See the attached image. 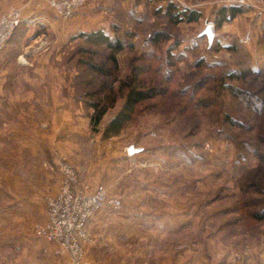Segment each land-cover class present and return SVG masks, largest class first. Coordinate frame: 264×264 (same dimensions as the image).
<instances>
[{
	"label": "rangeland",
	"instance_id": "1",
	"mask_svg": "<svg viewBox=\"0 0 264 264\" xmlns=\"http://www.w3.org/2000/svg\"><path fill=\"white\" fill-rule=\"evenodd\" d=\"M22 1L7 0L6 10ZM169 1L202 17L172 23L165 1L149 0H86L69 19L47 0L17 6L21 23L0 53V243L10 244L9 258L30 257L42 242L34 225L61 185L62 157L79 184H102L122 200L90 219L83 264L94 246L95 264H154L153 250L173 262L185 251L195 264H264V219L254 216L264 209V27L254 14L262 11L250 0L217 26L216 0ZM208 23L210 44L201 35ZM99 29L125 48L81 37ZM158 32L168 39L153 42ZM133 75L169 92L105 139ZM112 97L93 130L89 102ZM95 217L105 223L97 234L118 241H95Z\"/></svg>",
	"mask_w": 264,
	"mask_h": 264
},
{
	"label": "built area",
	"instance_id": "2",
	"mask_svg": "<svg viewBox=\"0 0 264 264\" xmlns=\"http://www.w3.org/2000/svg\"><path fill=\"white\" fill-rule=\"evenodd\" d=\"M86 0H47V5L62 19H69L84 6ZM253 5L250 0H216V3ZM264 11V0H254ZM21 8L10 5L0 12V53L11 35L20 25ZM62 173L61 185L55 193L46 196L45 218L34 225L35 236L56 245L55 252L66 257L64 264H83L87 245L92 243L88 223L104 210L118 211L122 205L120 197L112 196L106 187H92L77 182L74 167L65 158H59Z\"/></svg>",
	"mask_w": 264,
	"mask_h": 264
},
{
	"label": "trees",
	"instance_id": "3",
	"mask_svg": "<svg viewBox=\"0 0 264 264\" xmlns=\"http://www.w3.org/2000/svg\"><path fill=\"white\" fill-rule=\"evenodd\" d=\"M151 2H166V6L162 10V13L165 17L168 18L170 22H196L202 16L201 12L192 9V8H184L180 7L174 2H170L169 0H149ZM246 9L245 6L240 4H224L217 9V26H220L225 21H232L235 17H237L240 13L244 12ZM81 37L88 42L93 44H103L107 48H109L113 52L123 50L124 43L119 38L111 39L107 33H104L101 29L98 31L92 32H84L81 33ZM168 39V35L164 32H158L153 35L151 40L153 42H159L160 40ZM241 76L245 75V72L239 71ZM258 74H262L258 72ZM229 78L233 79L235 76L233 74H229ZM146 82L138 79L136 76L130 77L129 81H123L122 89H125V95L123 97L122 103L120 105L119 110L107 121L106 125L102 129L101 137L107 139L116 137L128 123L131 122L134 115L137 112V108L142 103L155 99L160 96L166 95L169 91L167 88L158 87L154 84L145 85ZM171 83V81L169 82ZM229 92L234 96L238 95L236 92V88H232V86H228ZM244 93V92H243ZM252 96V95H250ZM116 103V98H110L109 102L104 100L103 98L97 100H91L89 102V107L92 108V114L90 116L91 127L93 130L97 131V127L102 123L103 117L107 114V112L113 108ZM264 107H261L262 110ZM256 219H264V209L260 212L254 213ZM186 264V263H182Z\"/></svg>",
	"mask_w": 264,
	"mask_h": 264
},
{
	"label": "crops",
	"instance_id": "4",
	"mask_svg": "<svg viewBox=\"0 0 264 264\" xmlns=\"http://www.w3.org/2000/svg\"><path fill=\"white\" fill-rule=\"evenodd\" d=\"M7 0H0V12H3L6 10L7 5L9 3H6ZM24 2H26V0H23L21 2V4H17V6H23ZM248 12H250L248 10ZM254 14H258V21L259 24L261 26L264 27V11L262 10V12L259 13H254ZM33 95V94H32ZM151 186V185H149ZM154 212L156 213V210L154 209ZM44 213V212H43ZM45 214V213H44ZM43 214V215H44ZM157 214H153V219L155 220L154 217H156ZM45 216V215H44ZM157 217H162L161 216H157ZM104 221L100 218V217H95L91 223L90 226L92 227L93 231L95 232V241L100 242V243H104L106 240H113L118 241L116 239L120 238L119 235H110V234H106L105 236L98 235L97 232L99 230V232H101V228H103L104 225ZM98 243V244H100ZM10 244L7 242H2L0 243V264H58L59 262V258L55 253H54V249L56 248V245L54 243L51 242H45L42 240V242L40 241H36V244H34V252L33 254L31 253L30 257H26L25 255L23 256H17V257H13L12 259L9 258L8 254H9V250H10ZM156 251V250H155ZM153 250V254L155 256L154 260V264H182V263H186V264H195V262L192 260V258H187L185 251H183L182 253L179 252V254L177 255L176 260L173 262L172 261V256H170V253H168V251H164L163 252H155ZM98 253V247L94 246L92 249L90 248V250L87 252L86 254V263L85 264H95L96 262V258L97 256H101L100 252L98 253V255L96 254ZM185 253V254H184ZM161 255L162 257L160 258ZM137 254L135 255L134 259L137 258ZM61 258L63 260V264L66 260L65 256L61 255Z\"/></svg>",
	"mask_w": 264,
	"mask_h": 264
},
{
	"label": "water",
	"instance_id": "5",
	"mask_svg": "<svg viewBox=\"0 0 264 264\" xmlns=\"http://www.w3.org/2000/svg\"><path fill=\"white\" fill-rule=\"evenodd\" d=\"M205 34L207 36L208 44H210L213 41L214 38V30H213V24L208 23L201 33V35ZM138 149H135L134 147H128V150L130 154L135 152Z\"/></svg>",
	"mask_w": 264,
	"mask_h": 264
}]
</instances>
